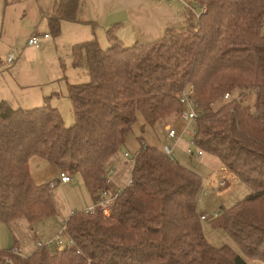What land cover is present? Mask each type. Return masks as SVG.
I'll return each instance as SVG.
<instances>
[{"label":"trees","instance_id":"trees-1","mask_svg":"<svg viewBox=\"0 0 264 264\" xmlns=\"http://www.w3.org/2000/svg\"><path fill=\"white\" fill-rule=\"evenodd\" d=\"M187 3L183 26L167 28L159 40L124 46L109 33L107 48L96 37L71 46V64L85 67L88 81L67 83L70 124L47 101L32 108L0 101V222L24 217L32 225L56 214L52 182L32 180L35 156L79 175L97 201L109 189L106 163L138 116L142 133L178 119L179 94L191 85L195 146L251 190L210 219L242 254L207 241L197 211L201 177L139 137L132 181L108 216L74 211L64 222L72 245L43 246L25 257L0 251V259L8 257L0 264L264 263V0ZM79 5L58 1L47 17L54 37L62 21H77Z\"/></svg>","mask_w":264,"mask_h":264},{"label":"crops","instance_id":"crops-1","mask_svg":"<svg viewBox=\"0 0 264 264\" xmlns=\"http://www.w3.org/2000/svg\"><path fill=\"white\" fill-rule=\"evenodd\" d=\"M58 1L59 0H22L19 10H21L24 17L29 16V21L24 30L26 34L28 33V36L25 40V45L20 51V53L23 54L19 56L17 63L13 62V66L9 69L8 75H13L18 68H21L27 54L31 56L35 55L37 58V55H41L49 67L57 69L58 63L56 60L57 57L55 58V56H57L55 43L59 35L57 38L52 34L49 35L48 38H42L41 36L47 33L39 34L36 30L38 24L36 22H38L39 19H43L47 24V17L52 14ZM5 4H7V2ZM185 12V4L178 0H80L77 11V21H62L61 32H63V29H67L71 32L69 37L70 48L72 45L89 40L92 37H96L101 46L103 42L104 44L107 43L109 33L116 37L124 46H130L135 42L149 43L162 38L167 28L182 27L184 24L183 17L185 16ZM3 31L4 25L1 24V43ZM35 35L40 36L41 44L39 43L37 46L28 45L27 40ZM51 36L53 37L51 38ZM28 48L29 50H27ZM9 53H7V55ZM68 55L70 56V50ZM58 58L60 60V57ZM6 64L9 65L7 60ZM62 67H64V65H62ZM8 75L5 74L7 77ZM12 81V84H10L6 91H0V95L4 97L5 92L9 90V92L13 93L11 96H20L23 91L28 90L31 86L28 83L29 81H25L24 79L13 78ZM67 83L68 82H66V91ZM58 96V93L52 92L50 96L44 98L48 97L49 103L58 109L57 102L53 100L54 98H58ZM4 98L8 99L11 102L8 103L14 108H29L26 105H22L23 103L26 104L28 101H17V104L21 105H12L14 104V99H9L11 97L8 96ZM31 106L30 108H32ZM63 119L65 124H70L73 121H68V123H66V119L64 117ZM142 124V117L138 116V120L134 124L132 132L127 136L124 146L109 158L106 163L105 170L108 175L107 182L110 191L122 190L128 186L133 168V161H131V159L140 148L138 141L139 137H142L144 142L149 146L157 147L161 150H163L165 146L169 147L168 144L170 143L168 142L165 130L167 126L160 127L158 130L145 127L142 133ZM174 147V145L169 147L172 158H174ZM174 160L176 159L174 158ZM29 170L32 180L36 184L56 183L55 186L51 187L50 191L56 214L51 217L41 218L32 225L24 217L17 218L9 223L0 222V251L10 250L16 247L19 248L25 256L36 250L35 241L45 243L53 240L60 229L59 222L62 221V224H64L75 210L70 207L63 192V187H73V182L57 183V177L59 178L60 173L57 166L45 160L31 158L29 160ZM74 176L79 177L80 180L78 181H82L79 175H73L71 178H74ZM222 180L225 181V179ZM82 185L85 187L83 181L78 182L77 187L75 186L77 192L81 189L80 187ZM85 189L88 192L86 187ZM88 197L89 201L93 202L89 192ZM68 199L70 201V198ZM82 206L78 208H83Z\"/></svg>","mask_w":264,"mask_h":264},{"label":"rangeland","instance_id":"rangeland-1","mask_svg":"<svg viewBox=\"0 0 264 264\" xmlns=\"http://www.w3.org/2000/svg\"><path fill=\"white\" fill-rule=\"evenodd\" d=\"M6 2L7 4H5ZM21 4L22 0H0V25H4L2 43L0 41V91H6L10 84H12L13 78L29 81L28 83L31 85L30 88L23 91L20 96H11L13 93L9 92V90L4 94V97L8 96L11 97L9 99H14V104L12 105H21L17 104V101H28L26 104L23 103L22 105H26L29 108L31 105H33L31 107L41 106L46 101L49 103V100L44 97L50 96L52 92H56L59 96L53 100L57 102L61 115L66 119V123H68V121L73 120V115L70 111V102L66 96V82L77 84L88 81L85 67L74 69L71 65V58L68 55L70 50L69 37L71 34L69 30L63 29V32L60 31L59 38L55 43L57 52L55 58L57 57L56 60L58 63L57 69L49 67L41 55H37V58L35 55L31 56L27 54L21 68H18L13 75H8L9 69L13 66V63L9 65L6 64L7 53H12L14 55V62L17 63L19 56L23 54L20 53V51L25 45V40L28 36V33L26 34L24 30L29 21V16H23V13L19 10ZM40 20L41 19L36 22L38 23L36 28L37 32L39 34L47 33L51 35L46 22L43 19ZM52 37L53 36H51V38ZM39 43L41 44V41ZM101 46L102 48H107L109 46L108 39L107 43L104 44L103 42ZM27 50H29V48ZM58 57H60V60ZM62 65H64V67H62ZM5 74H7L8 77L5 76ZM4 97L0 95V101L11 103ZM167 122L168 124H172V126L178 125V119L168 120ZM168 124L166 126H168ZM160 127H162V124H157L155 129L158 130ZM191 127L192 126H189L187 128L189 134H183L175 143L168 140L170 143L168 146H175L173 157L179 164L201 177L202 189L199 194L197 211L199 215H202L205 213L212 214L218 212L220 208H230L248 195L251 190L248 185L226 170L216 156L203 153V155L198 157L196 154V146L190 147L192 151L195 152L193 155L186 153V147L190 146L189 142L192 138L190 135V133L192 134ZM33 158L43 160L36 156ZM222 179H225L224 186L219 185ZM78 180H80L79 177L74 176V178H72L73 187H63V192L70 207L75 209L74 211H84L92 202L89 201L88 192L83 185L78 192L76 191L78 182H82ZM68 198H70V201ZM80 206L83 208H78ZM201 224L203 233L210 244L214 246L228 245L238 254H242L237 244L229 237L226 231L212 227L210 219H202ZM62 226L63 224L61 221L59 222V228ZM6 258L8 259V257L2 255L0 260L3 261ZM247 262L248 264H264L263 262L252 261L250 259H247Z\"/></svg>","mask_w":264,"mask_h":264},{"label":"built area","instance_id":"built-area-1","mask_svg":"<svg viewBox=\"0 0 264 264\" xmlns=\"http://www.w3.org/2000/svg\"><path fill=\"white\" fill-rule=\"evenodd\" d=\"M181 2H183L185 4V6L188 5L186 0H179ZM199 11H203L202 8L199 9ZM199 11L197 13V15H199ZM42 38H48L49 35L48 34H43L41 36ZM39 41H40V36H31L28 40H27V44L30 46H37L39 45ZM7 62L9 64L14 62V55L12 53H9L7 55ZM193 94H194V89L191 85L187 86L180 94L178 97L179 103L182 105V109L179 113V117H178V125H168L166 127V136L168 138V140L172 141V142H176L183 134H189V132L187 131V128L189 126H194L196 119H197V112H196V105L194 103L193 100ZM230 96L229 94H225L224 95V99H228ZM191 127V129H192ZM192 134H193V130H192ZM192 134L190 133V135L192 136ZM190 146L186 147V153L193 155L195 152L192 151V149L190 147L195 146L194 141L190 140L189 142ZM197 148V147H196ZM163 152L166 155H170L171 154V150L169 147L165 146L163 148ZM197 156H201L203 155V151H201L200 149L197 148L196 151ZM126 156H128L127 154H125ZM131 161H133V159H131ZM72 181V178L63 172L59 173V178L57 183H69ZM131 178L129 179L128 184L131 183ZM55 183L52 182L51 186H54ZM220 186H224L225 185V181L222 180L219 183ZM119 194V190L116 191H110L109 189H105L102 190L99 193V199L97 201H93L91 203V205L86 208L84 210L85 213H89V214H99L101 216H108L109 212H110V208L113 205L115 198L118 196ZM218 214V212H214V213H205L200 215V219H212L214 217H216ZM73 244V239L67 234L66 232V227L65 224H63V226L59 229L56 237L53 240H50L48 242H40V241H35V246L36 249L46 246V247H58V248H64L67 246H70ZM13 253L18 254L21 257H25V255L21 252V250L19 248L14 247L13 249H11ZM5 261L8 260L7 258L4 259Z\"/></svg>","mask_w":264,"mask_h":264},{"label":"water","instance_id":"water-1","mask_svg":"<svg viewBox=\"0 0 264 264\" xmlns=\"http://www.w3.org/2000/svg\"><path fill=\"white\" fill-rule=\"evenodd\" d=\"M220 210H221V208L219 209V211H218V212H220Z\"/></svg>","mask_w":264,"mask_h":264}]
</instances>
